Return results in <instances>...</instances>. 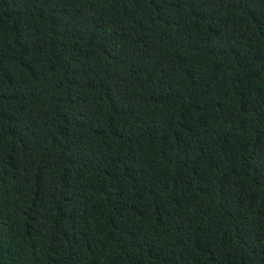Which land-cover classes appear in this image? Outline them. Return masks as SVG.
I'll use <instances>...</instances> for the list:
<instances>
[{
  "label": "trees",
  "instance_id": "16d2710c",
  "mask_svg": "<svg viewBox=\"0 0 264 264\" xmlns=\"http://www.w3.org/2000/svg\"><path fill=\"white\" fill-rule=\"evenodd\" d=\"M0 264H264V0H0Z\"/></svg>",
  "mask_w": 264,
  "mask_h": 264
}]
</instances>
